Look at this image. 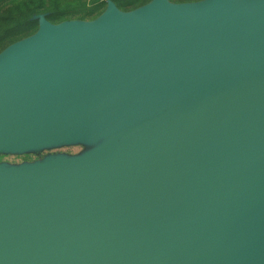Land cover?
<instances>
[{"label": "water", "instance_id": "obj_1", "mask_svg": "<svg viewBox=\"0 0 264 264\" xmlns=\"http://www.w3.org/2000/svg\"><path fill=\"white\" fill-rule=\"evenodd\" d=\"M0 264H264V0L106 1L0 51Z\"/></svg>", "mask_w": 264, "mask_h": 264}, {"label": "rangeland", "instance_id": "obj_2", "mask_svg": "<svg viewBox=\"0 0 264 264\" xmlns=\"http://www.w3.org/2000/svg\"><path fill=\"white\" fill-rule=\"evenodd\" d=\"M107 0H0V12L4 6L17 12H26L29 15L28 22H32L31 28L19 34L15 41L33 34L37 29V17L43 16L50 24H58L64 21H91L99 16L105 9ZM121 12L136 9L150 0H110ZM173 4L192 3L199 0H167ZM13 4V6H11ZM1 14V13H0ZM5 23L0 20V29ZM13 41V42H15ZM12 42V43H13ZM11 44V43H10ZM9 45V44H8ZM7 45L0 46V51ZM92 145L69 144L49 148H41L35 151L23 153L0 152V165L19 166L41 162L47 158L56 156L77 157L92 150Z\"/></svg>", "mask_w": 264, "mask_h": 264}, {"label": "trees", "instance_id": "obj_3", "mask_svg": "<svg viewBox=\"0 0 264 264\" xmlns=\"http://www.w3.org/2000/svg\"><path fill=\"white\" fill-rule=\"evenodd\" d=\"M17 10H10L4 6L0 12V20L5 23V27L0 29V46L12 43L19 34L32 26V22H28L29 15L24 11L17 12Z\"/></svg>", "mask_w": 264, "mask_h": 264}]
</instances>
